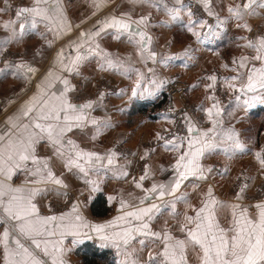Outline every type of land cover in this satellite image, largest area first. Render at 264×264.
Listing matches in <instances>:
<instances>
[{"label": "snow or ice", "instance_id": "snow-or-ice-1", "mask_svg": "<svg viewBox=\"0 0 264 264\" xmlns=\"http://www.w3.org/2000/svg\"><path fill=\"white\" fill-rule=\"evenodd\" d=\"M132 2L162 9L170 22L181 20L182 13L187 14L185 28L198 43L214 35L212 26L206 21L193 19L191 10L186 8L183 0H173L171 7L165 0ZM200 2L219 25L227 20H235L237 27L248 32L252 28L246 18L259 15L258 8L264 9V0H242L228 5V16L222 19L212 9L211 0ZM106 3L107 0H92L95 11L106 6ZM16 23H19V30L13 27ZM98 23L101 26L97 30L81 32L78 41L70 42L68 48L75 55L66 54L63 48L56 52L53 67L36 85V92L6 119L4 126H0V264H66L63 259L66 252L64 239L71 236L75 246L81 242V238H90V232L96 233L101 241L122 252L125 259L120 264H141L137 258L138 249L132 247L134 241L139 243L141 249L149 244L159 249L149 251L144 264H189L190 251L196 254L198 264H264V200L244 203L248 181L252 177H243L242 174V183L231 202L218 199L211 185L202 194L198 206L190 203V193L181 191L182 186L186 187V181L192 182L195 191L200 187L195 181H207L214 172L212 167L202 164L207 155L219 153L231 157L245 151V145L240 140L241 133L234 126H225V108L215 95L206 97L211 101L209 107L199 108L205 114L208 127L201 126L185 114V134L173 133L171 139H167L157 133L156 139L164 141L162 147L175 153L170 169H160L161 172L171 171V178L167 182H153L150 187H145L144 182L154 175L150 166L145 164L139 179L133 177L131 181L143 195L136 197L128 193L131 200L121 196L117 209L120 214L104 223L87 221L80 212L78 202H73L71 208L60 215H41L35 202L38 196L68 195V184L63 178L65 172L83 182L89 190V200L91 194L101 191L102 173L106 175L107 171H112L118 179L129 176L126 165H117L119 153L114 149L101 154L81 147L73 138L74 135H88L86 130L92 129L90 138L95 140L112 125L108 119L100 120L91 115L103 101L105 93L101 92L96 101L73 103L69 93L75 92L76 88L68 77L82 76L81 67L91 59H96L101 71H114L126 78L135 74L136 80L129 100L154 97L165 83L155 78L153 68H148L152 74L148 77L125 60L113 58L111 53L101 48L97 38L108 29L114 30V38L125 37L136 48L137 56L145 65L148 61L156 64L182 57L192 59V50L188 48L182 57H167L165 61L157 59V53L151 50L152 37L146 31L153 26L150 24V15L133 19L129 13H122L119 17H106ZM40 24L57 40L71 31L63 0H32L30 7L19 8L15 19L0 25L9 31L8 39L0 42V55L6 52L5 45L19 41L25 31L37 29ZM240 39L246 41L242 47L252 50L254 55L234 58L231 71L236 75L226 79L225 83L236 93L230 104L247 111L256 102L264 103V35ZM52 43L46 39L49 48ZM7 68H14L13 75L26 80H30L37 72L35 67L25 61L15 65L5 61ZM5 69H0V74ZM206 78L213 82L206 85V90L214 88L217 77L212 75ZM238 80L241 81L239 86L235 83ZM126 92L122 89L118 95ZM233 113L234 109L228 111L227 115L232 116ZM42 144L50 150V155L39 154L38 149ZM149 155L146 151L141 160ZM255 157L264 170V154L257 152ZM54 161L62 164L64 172L57 175ZM224 172H227L226 168ZM19 173H23L25 179L16 185L13 177ZM116 199L115 196L107 197L109 203ZM180 203L186 206L182 214L177 210ZM165 211L177 219L181 236L174 235L167 223L161 231L152 230V222ZM222 213L227 226L221 223Z\"/></svg>", "mask_w": 264, "mask_h": 264}, {"label": "crops", "instance_id": "crops-1", "mask_svg": "<svg viewBox=\"0 0 264 264\" xmlns=\"http://www.w3.org/2000/svg\"><path fill=\"white\" fill-rule=\"evenodd\" d=\"M192 1H196V3L192 4L193 2H191L189 4L184 1L183 3L186 8L191 10L193 19L204 20L202 16L200 17L195 14L196 5L201 12L207 14L203 4L200 0ZM165 2L170 7L173 6V0H165ZM240 2L242 0H211V7L223 19L228 16L227 6ZM31 5L32 0H18V4H13L12 0H0V9L4 10L0 11V25L15 19V13L19 8L30 7ZM63 9L71 25V31L67 35L62 36L58 40L54 39L53 34L47 32L44 25L40 24L37 29H28L25 31L19 41L5 45L6 50L10 52V55H8L5 61L10 62L12 65L20 61H25L35 67L37 72L31 76L30 80H26L23 77L13 75L14 68L5 69V62L0 64V69H5L3 74H0V126H4L6 119L16 113L20 106L36 92V85L46 75L47 71L53 67V61L58 50L63 48L66 49V54L75 55L68 48V45L72 41H78L81 32L95 31L101 26L98 22H102L106 17L110 16L119 17L122 13H129L133 19L141 15H150V24L153 26L148 27L146 31L152 37L151 50L157 53V59L165 61L167 57H182L186 48L192 50V59L182 57L181 59L168 60L164 63L156 64L148 61L147 65H145L137 56L136 48L128 43L125 37L115 39L114 30L112 29H108L106 33H102L97 38V42L101 48L111 53L113 58L125 60L136 69L145 73L148 77L152 76L148 72V68H153L155 78L158 81L165 82L171 75H175V72V77L187 81L188 97L199 108L201 106L203 108L209 107L211 101L206 99V97L215 95L216 99L220 101V105L225 108V115L223 117L225 126H234L241 133L240 140L245 145L244 152H237L231 157H225L219 153L207 155L202 160V164L205 167H212L214 172L209 176L207 181H195V183L200 184V187L195 191L193 190L192 182L189 181L185 182L186 187L182 186L181 191L190 193V203L198 206L202 194L211 185L218 199L224 202H231L236 191L239 190V180L242 179L243 174V177L253 178L248 181L249 187L246 191L247 198L244 200V203H255L258 200H264V193L260 199H252V193L256 188L255 186L261 175H263V170L256 160L255 153L261 152L264 154L261 151V146L258 147L255 141V127L258 124H260L258 125L259 130H261L259 134L263 136L264 140V113H257L254 110L263 106L264 103L256 102L247 111L243 108H235V105L230 104V101L234 100L236 93H233L225 83L226 79H230L236 75L235 72L231 71L234 67V58H239L242 55H254L252 50L242 47L246 41L240 39V37L254 39L257 34L264 35V9L258 8L257 12L259 15L246 18L251 27L258 28L255 33H251V36H248L250 32L237 27L235 20H227L223 25H219L217 19L211 16L213 19L211 31L214 35L203 43H198L195 37L185 28L188 20L187 14L182 13L181 20L170 22L169 17L162 9L140 3H133L132 0H107L106 6L101 7L98 11H95L92 0H63ZM94 11L95 15H93ZM13 27L19 30V23H16ZM197 30L206 31V29ZM227 33H231L234 37L226 41L225 35ZM41 34L44 35L42 36ZM8 37L9 31H6L0 26V42L8 39ZM45 37L47 40L53 41L51 48L47 46ZM221 42L222 46L216 47ZM224 42H226L225 46L223 45ZM224 48H231V53L227 55L223 50ZM222 65H227V67H222ZM257 66L259 65L257 64ZM80 71L82 72V76L73 75L68 77L70 83L76 88L75 92L69 93L72 102L83 104L88 100L96 101L101 92L105 93L103 101L95 107L91 115L100 120L108 119L112 126L103 130L102 134L95 140L90 138L92 129L86 130L88 135H74L73 138L80 143L81 147L101 154L107 152L109 149H114L118 153L115 147L116 145L123 146L128 151L130 150L129 154L122 156V159H119V156L117 159V165L127 166L125 170L129 172V176L118 179L113 175L112 171H107L106 175L102 173L103 182L100 185L101 191L91 194L92 198L89 200V190L83 182L65 172L63 178L65 183L68 184V188L66 189L68 195L66 197H57L53 194L38 196L35 202L41 215H60L68 211L73 202H78L80 204V212L85 219L90 223L98 224L109 221L114 216L120 214L117 209L119 208V199L121 196L124 199L131 200L132 197L128 193H132L136 197L143 195L131 183L130 168L132 167L133 159H141V156H144L146 151L150 153L144 160H146L145 164L150 166L154 175L152 179L144 182L145 187H150L153 182H167L171 178L172 173L170 170L161 172L160 169L161 167L170 169L171 163L174 162L175 153L165 150L162 147L164 141H156V136L159 133L161 136L171 139L173 133L185 134L186 128L184 127L182 131L179 130L175 119L169 116L165 119V114L158 112L156 117L146 118L143 116L132 126H127V123L132 120L130 117L134 115L133 113L128 114V109L142 101H158L162 97L163 85L154 97L145 96L143 98L137 97L129 100L131 89L136 80L135 74H132L131 78H126L114 71H101L98 68L96 59H91L88 63L84 64ZM64 75L67 74L65 73ZM212 75L217 77L214 88L206 90V85L213 83L206 77ZM102 78H106L115 84L116 89L114 91L96 89L98 81ZM235 83L239 86L241 81L238 80ZM193 85L196 86L193 87ZM57 87L62 86L57 85ZM149 87L152 86L149 85ZM122 89L127 90L126 94L118 95ZM233 109V115H227V112ZM200 112L202 113L203 120L200 125L208 127L209 125L204 112ZM153 141H156V143L154 144ZM152 149H155V151H151ZM38 151L40 155L51 154L50 150L43 144L39 146ZM225 168L227 172H224ZM54 169L57 175L64 172L62 164L58 161H54ZM24 179V174L19 173L13 177V182L19 185ZM98 196L103 199L104 205L107 208L104 214H94L91 211V203ZM108 196H115L117 199L109 203L107 200ZM185 208L186 206L182 203L177 205V210L181 214L185 211ZM166 223L167 226L171 227L174 235H182L178 231L177 219L170 216L167 211L152 222V230L161 231L166 226ZM221 223L227 226V221L224 219L223 213L221 214ZM89 237L81 238V242L75 246L72 244L73 238L71 236L64 239L66 252L63 259L66 261V264H84L79 257V248L85 242H91L101 248L111 249L118 264L125 259L121 251L101 241L96 233L90 232ZM132 247L138 249L137 258L141 264H144V261L147 260L149 251L159 250L156 245L152 244L141 249L137 241L133 242ZM129 250L131 251V248ZM189 264H198L196 254L191 251L189 252Z\"/></svg>", "mask_w": 264, "mask_h": 264}, {"label": "built area", "instance_id": "built-area-1", "mask_svg": "<svg viewBox=\"0 0 264 264\" xmlns=\"http://www.w3.org/2000/svg\"><path fill=\"white\" fill-rule=\"evenodd\" d=\"M16 2V0H13ZM195 12L197 13V16H202L203 19L207 23L212 22V17L209 15H206L205 13L201 12L198 6L195 7ZM254 30V27L252 28ZM250 36V34H249ZM8 55L2 56V60L0 61V64H3L5 59H7ZM162 102L160 105V109H158V112L160 114H167V116L175 119L177 122V128L179 130H183L185 127L184 117L185 114H187L189 117H191L193 120L200 122V119L197 117L196 113H194L193 107L191 106V103L188 101L186 96V83L175 77V75H171L168 79L165 80V83L163 84V92H162ZM119 157L124 156L125 154H128V149L116 145L115 146ZM144 160H138L136 162V165L134 166L132 170V174L136 175L140 172V174L144 170ZM263 181H262V189L261 194L264 193V170H263ZM242 179L239 180V184L241 185Z\"/></svg>", "mask_w": 264, "mask_h": 264}, {"label": "rangeland", "instance_id": "rangeland-1", "mask_svg": "<svg viewBox=\"0 0 264 264\" xmlns=\"http://www.w3.org/2000/svg\"><path fill=\"white\" fill-rule=\"evenodd\" d=\"M184 2H187V3H191V2H193L192 0H183ZM12 3L13 4H18V0H16V2H14L13 0H12ZM194 3H196V1L195 2H193L192 4H194ZM197 6V5H196ZM195 14H197L196 12H195ZM206 14V13H205ZM207 15V14H206ZM205 20V19H204ZM213 23V20H212V22L211 23H208L209 25H211ZM251 28H253V27H251ZM258 30V28L257 27H254V30H252L251 32H250V36H251V33H255L256 31ZM249 36V35H248ZM226 53H227V55H229L230 53H231V48H224L223 49ZM7 55H10V52L9 51H7L6 50V52L4 53V55H0V61L2 60V56H7ZM9 60V59H8ZM174 74L176 75V73L174 72ZM185 83H186V96H187V99H188V101L191 103V106L193 107V110H194V113H196V115H197V117L200 119V122L199 123H201V122H203V120H202V113L200 112V110H199V107L194 103V102H191V100H190V98L188 97V93H187V90H188V83H187V81H185V80H183ZM96 89H106V90H108V91H114L115 89H116V85L115 84H113L112 82H110L108 79H106V78H102V79H100L99 81H98V84H97V86H96ZM161 102H162V98L160 97L159 99H158V101H156V102H152V103H157V106H156V108L154 109V113L155 114H157V112H158V109H160L159 107H160V105H161ZM136 107L137 106H132L130 109H128V111H127V113L129 114V113H133L134 115L133 116H131L130 118L132 119V120H130L129 121V123H127L128 125V127L129 126H132L136 121H138V120H140L143 116H145L146 118H149L150 116H149V114H148V111H149V107L147 108V110H146V112L145 113H143V112H136ZM158 113H160V112H158ZM128 117V116H127ZM128 122V121H127ZM258 125H260V124H258ZM258 125H256V127H255V132H256V135H255V141H256V144L258 145V147L259 146H261V148H262V150L261 151H263L264 152V140H263V136H260V134L259 133H261V130H259V128H258ZM258 129V130H257ZM156 141H157V139H156ZM156 141L154 142L153 141V143L155 144L156 143ZM147 144V143H146ZM145 145V144H144ZM151 146H153V145H151ZM129 152H130V150H129ZM129 152H128V154H129ZM123 157H119V159H122ZM138 160H140V158H138V159H133V161H132V167L130 168V176H131V178H133V177H135L136 179H139V177H140V175H142L143 174V172L140 174V172L138 173V174H136V175H134V174H132V170H133V168H134V166L136 165V162L138 161ZM145 161V163H146V160H144ZM262 181H263V176L261 175V177H260V179H259V181L257 182V185L255 186L256 188L254 189V191H253V193H252V199L254 198V199H260L261 197H262V194H261V189H262Z\"/></svg>", "mask_w": 264, "mask_h": 264}, {"label": "trees", "instance_id": "trees-1", "mask_svg": "<svg viewBox=\"0 0 264 264\" xmlns=\"http://www.w3.org/2000/svg\"><path fill=\"white\" fill-rule=\"evenodd\" d=\"M233 37L234 36L231 33H227L225 35L226 41ZM223 45L225 46L226 42H224ZM221 46L222 42L216 45V47ZM135 106H137L136 112L143 113H145L147 108L149 107V116L156 117L154 109L156 108L157 103L142 101L137 103V105ZM254 111L257 113H264V105L256 108ZM106 210L107 208L104 205V201L100 196H98L96 200L91 203V211L94 214H104ZM79 251V257L80 259H82V262L84 264H118L115 260V255L113 251L109 248H101L91 242H85L80 246Z\"/></svg>", "mask_w": 264, "mask_h": 264}, {"label": "bare ground", "instance_id": "bare-ground-1", "mask_svg": "<svg viewBox=\"0 0 264 264\" xmlns=\"http://www.w3.org/2000/svg\"><path fill=\"white\" fill-rule=\"evenodd\" d=\"M6 60V59H5ZM5 62V61H4Z\"/></svg>", "mask_w": 264, "mask_h": 264}]
</instances>
